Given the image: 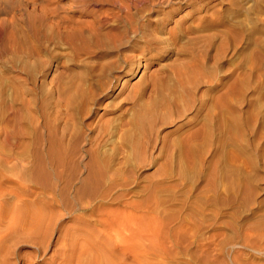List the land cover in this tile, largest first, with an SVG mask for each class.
Returning <instances> with one entry per match:
<instances>
[{"label":"rangeland","instance_id":"1","mask_svg":"<svg viewBox=\"0 0 264 264\" xmlns=\"http://www.w3.org/2000/svg\"><path fill=\"white\" fill-rule=\"evenodd\" d=\"M93 1L0 0V264H76L85 241L83 264H264V0H177L150 49L86 55L65 34L113 8Z\"/></svg>","mask_w":264,"mask_h":264},{"label":"bare ground","instance_id":"2","mask_svg":"<svg viewBox=\"0 0 264 264\" xmlns=\"http://www.w3.org/2000/svg\"><path fill=\"white\" fill-rule=\"evenodd\" d=\"M96 2H109V5L113 6L112 9H107L106 11L102 12V13H97L94 14L93 20L90 21H84V23H81L80 28L78 26H76V28L79 30V34L76 33H72V34H65V40L68 42V44L72 47V49L79 53V52H83L86 53V55L88 54L89 50L92 53H99L97 51L103 49L104 45H108L110 48L112 49H118L121 45H123L124 43L128 42V38L132 37H142V38H146L145 39V48L146 50L150 49L151 47V43L154 42V40H157V35L153 32L150 31V33H148L147 28L149 26L148 23H145L144 19L147 18V22H149V18L151 16L152 12H155L156 8L159 6H166L167 4H174L176 3L177 0H118V2L116 0L111 1V0H95ZM95 1H93L95 3ZM179 1V0H178ZM75 3V2H74ZM106 3V4H107ZM76 4V3H75ZM105 4V5H106ZM101 5H103L101 3ZM85 3L83 4H76L74 9H77L78 12H80L81 14H84L87 9L85 8ZM115 7V8H114ZM165 8V7H164ZM73 9V8H71ZM80 9V10H79ZM76 10V11H77ZM88 12V11H87ZM86 12V13H87ZM75 13V12H74ZM90 13V12H89ZM88 14V13H87ZM67 16V15H66ZM81 17V16H80ZM6 21V20H5ZM82 21V20H80ZM79 22V21H78ZM83 22V21H82ZM152 22V21H151ZM170 22V21H169ZM168 20L165 19V25L167 23H169ZM159 24V23H158ZM175 24H178L177 22H175ZM120 25L123 26V28H120ZM86 30V32L88 33V35L90 36V40L89 38H87L86 36L83 37V32H81V30ZM84 30V31H85ZM64 31H66V28L64 27ZM59 32V31H58ZM45 33V32H44ZM61 33V32H60ZM63 33V32H62ZM66 33V32H65ZM68 33V32H67ZM156 33H158V31H156ZM61 35V34H60ZM62 36V35H61ZM64 38V37H63ZM80 38L83 39V43L81 45L77 44L78 41H80ZM93 41H92V39ZM137 40V39H136ZM124 41V42H123ZM133 41V40H132ZM131 41V43H132ZM158 42V41H157ZM126 47V45H124ZM122 49H124L122 47ZM120 50V49H119ZM104 51V49H103ZM113 53V50H111ZM115 51V50H114ZM118 51V50H117ZM116 51V52H117ZM102 53V52H101ZM122 54V53H121ZM125 63H129L127 59V61H125V59H123ZM131 61V60H130ZM196 66V65H195ZM105 67V65H104ZM197 67V66H196ZM116 68V67H115ZM118 68V67H117ZM121 68V67H120ZM201 70V67H198ZM197 69L198 72H200V70ZM128 73V72H127ZM110 74V72H109ZM184 75V72L182 73ZM179 76V75H178ZM186 76V75H185ZM180 77V76H179ZM182 77V76H181ZM187 77V76H186ZM112 80H114L115 82L119 81V75L116 73V75H113ZM108 80V79H107ZM111 80V81H112ZM113 81V82H114ZM107 83V82H106ZM184 83V82H181ZM113 84V83H111ZM196 85V84H195ZM111 87V86H110ZM109 88V87H108ZM138 89V88H137ZM103 90V89H102ZM84 93V92H83ZM90 93V91H89ZM88 94V93H87ZM85 94L83 96L82 99H80L79 101V111L80 110H85V106L86 104H91L90 101L92 100L89 96ZM92 95V94H91ZM80 97V96H79ZM93 98V96H92ZM96 99V98H95ZM83 102V104H82ZM78 103V102H77ZM88 110V109H87ZM66 132V131H65ZM63 134V133H62ZM72 140V139H71ZM70 140V141H71ZM40 141V140H39ZM41 143V142H40ZM80 145V144H79ZM83 145V144H82ZM77 144L75 143V145H71L67 150L62 146L61 141H51V143L49 144V150H47V156L50 160H52V162H58L61 164H65V157H70L69 154H65L64 152H74V150L76 149ZM58 147L61 151L55 152V148ZM80 148V146H78ZM81 149V148H80ZM81 152V151H80ZM74 154V153H73ZM79 154V151L78 153ZM76 155V154H75ZM39 156V155H38ZM37 156V157H38ZM36 157V158H37ZM44 157L46 158V156L44 155ZM43 157V158H44ZM47 158V159H48ZM67 159V158H66ZM95 158L92 160L94 162ZM43 161V160H42ZM38 162H40V159L38 158ZM71 163H74L72 161H70ZM67 165V164H66ZM70 166V165H69ZM39 170V169H37ZM38 172V171H37ZM43 172V171H41ZM69 172V171H68ZM74 172V171H73ZM63 173V172H62ZM100 173V172H99ZM98 173V174H99ZM40 174V173H39ZM96 170L93 168V170H89V173L87 175L86 178L80 180L81 181V185L79 188H76V191L73 192L74 194H76L77 196H83L84 194H88V196L91 197H95V195H97V190L99 189L98 187L101 186L100 184L102 182H98L97 180V175ZM72 174H70V177ZM103 175V174H102ZM97 176V177H96ZM101 176V175H99ZM59 179V176H57ZM75 179V177L73 178ZM72 180V179H71ZM101 181V180H100ZM79 182V181H78ZM68 183H72L67 182V184L65 186H63L62 189L58 190L59 192H57L56 187H51L53 193H55L56 195H58L60 197L61 200H63L64 198H66V196L68 195L69 191L72 188L71 184ZM73 184V183H72ZM55 186V185H54ZM46 189V188H45ZM76 195L74 197H76ZM80 200V199H79ZM68 201V199H67ZM66 203V202H65ZM65 206V205H64ZM75 206V205H74ZM71 207V206H70ZM69 207V209H70ZM33 217V216H32ZM36 217V216H35ZM34 219V218H32ZM38 220H36V222H33L32 224H36L41 220L40 217L37 218ZM35 221V219H34ZM38 221V222H37ZM118 222V221H117ZM42 223V222H41ZM113 223V222H112ZM115 224V223H114ZM41 225V224H39ZM34 226V225H33ZM42 226V225H41ZM31 227V226H30ZM29 227V228H30ZM35 227V226H34ZM40 228V226H38ZM38 227L36 226L35 228L38 229ZM33 229V228H31ZM36 230V229H35ZM35 234L33 233V236H36V231ZM30 232V230H29ZM32 233V232H31ZM32 235V234H31ZM81 238V236H80ZM83 239V238H82ZM81 239V240H82ZM80 240H78L79 242ZM85 241V240H84ZM72 242V241H71ZM83 242V240H82ZM86 242L88 243V241H85L84 245L83 243L81 244H70V249L69 252L72 253V261L74 260L76 264H83L81 261L83 258L82 257H86L87 255H89L88 252L89 248L88 246H86ZM92 243V242H91ZM90 245V243H89ZM95 245V244H93ZM90 247V246H89ZM88 252V254H87ZM98 252V251H97ZM96 252V253H97ZM70 255V254H69ZM70 260V261H71ZM84 260V259H83ZM101 260V258L99 259ZM69 261V262H70ZM103 261V260H102ZM96 262V261H95ZM105 262V261H104ZM88 263V262H86ZM85 263V264H86ZM103 263V262H102ZM101 263V264H102ZM72 264V263H71ZM74 264V263H73ZM89 264V263H88Z\"/></svg>","mask_w":264,"mask_h":264}]
</instances>
